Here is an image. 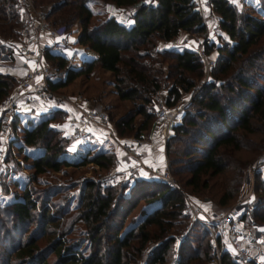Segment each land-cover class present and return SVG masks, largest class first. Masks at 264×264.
I'll return each instance as SVG.
<instances>
[{"label":"trees","instance_id":"trees-1","mask_svg":"<svg viewBox=\"0 0 264 264\" xmlns=\"http://www.w3.org/2000/svg\"><path fill=\"white\" fill-rule=\"evenodd\" d=\"M0 1L7 3V11L0 7V40L17 37L21 16L15 0ZM86 1H47L48 21L64 31L76 24L78 33L74 42L92 53L78 68L65 71L61 56L46 53L45 59L56 68V80L48 81V86L61 88L78 74H88L93 67L110 73L116 98L131 104L126 113L114 120L115 133L118 137L130 134L139 137L151 126L152 98L163 83L170 82L163 100L170 107L181 92L192 88L202 76V65L194 51L156 48L158 42H168L180 32L203 36L199 11L193 0H99L115 8L130 9L124 18L130 19L131 24L125 25L123 20L109 16L89 25L91 11ZM208 2L218 15V28L227 36L226 44L215 47L203 42L204 53L215 51L217 63L210 71L211 79L183 108L174 135L166 141L165 152L167 166H173L171 171L175 175L186 173L188 177L183 185L192 191L205 187V182H200L201 176H221L229 167L232 178L228 184H218L216 203L222 207L235 198L242 182L245 162L233 153L264 148V85H261L264 84V45H259L264 36V0H258L263 11L258 19L238 16L235 6L226 0ZM15 79L13 73L0 72V102ZM49 113L35 122L25 119L21 142L17 145L18 150L38 149L31 158L30 182L36 175L46 170L58 171L60 167L92 163L105 169L113 165L112 151L85 149L82 154L67 155L56 139L59 133L47 125L53 114L62 117L63 114L57 110ZM136 116L140 120L135 126ZM17 118L13 114L11 129L16 127ZM256 175H262L259 182L264 190V172ZM82 187L77 205L79 213L72 220L80 222L84 231L74 239H66L65 229L59 225L62 220L68 221L70 204L60 207L50 201L60 194L58 188L32 190L22 185L18 195L13 194L3 202L0 215L7 221L0 219V264H133L138 257L143 258L142 264L166 263L174 239L168 231L183 224L180 220L185 216L183 198L177 189L148 177L133 178L131 183L119 185L116 192L111 187L100 188L92 181H85ZM140 202L137 214L122 229L124 218ZM260 203L264 205V198ZM262 206L250 210L257 225H262L264 219ZM34 216L35 227L28 231ZM192 222L200 235L189 230L181 238L177 264H206L214 255L209 234ZM41 238H46V243L39 247L37 242ZM149 241L158 243L143 255L141 251ZM49 255L53 256L50 262ZM219 264H257V261L248 259L241 263L222 252Z\"/></svg>","mask_w":264,"mask_h":264},{"label":"rangeland","instance_id":"rangeland-1","mask_svg":"<svg viewBox=\"0 0 264 264\" xmlns=\"http://www.w3.org/2000/svg\"><path fill=\"white\" fill-rule=\"evenodd\" d=\"M34 1V2H33ZM49 0H32L33 6L36 10H49L50 4L47 3ZM51 1V0H50ZM236 0L233 1V3ZM237 3V2H236ZM88 9L91 11V18L89 20V25H95L102 19L115 16L119 17L122 21V17L131 11L130 9H121L115 8L110 4L103 3L99 0H87L85 2ZM0 7L3 8L4 11H7V3H3L0 1ZM235 9L237 11L238 16L248 15L252 18H260L263 14L261 6L258 3V0H240L238 4L235 5ZM214 16L209 19V22L213 28V30H220L218 28V15L216 13ZM48 19V17H47ZM22 21V19H21ZM6 22V21H4ZM49 22V21H48ZM0 23H2L0 21ZM21 23L19 25V28ZM53 26V25H52ZM55 27V26H54ZM18 28V30H19ZM223 34L215 35L214 37L218 41V45L226 44L227 36L224 34L222 30H220ZM70 39L73 41L72 48L74 52V66L78 68L83 60H88L92 57V53L90 51L85 50L83 47L78 46L75 41V36L78 33V26L74 24L71 29L65 31ZM223 35V36H221ZM194 38V43L197 41L196 39L200 36H194L186 33L185 39H189L190 37ZM179 41L183 40L182 38L178 39ZM178 41V42H179ZM206 41V40H204ZM17 42V37L13 36V38H8L5 40H0V72L11 73L9 68H13V66L19 61L17 58L12 56V45ZM193 43V44H194ZM207 43V42H206ZM157 45V44H156ZM259 45H264V36L261 38ZM178 49V48H176ZM170 50V49H169ZM208 54V53H207ZM215 55V54H213ZM17 61V62H16ZM48 63V61H47ZM51 65L50 63H48ZM18 65V64H16ZM53 66V65H51ZM16 77H19V72L15 73ZM60 78H64V73H61ZM211 79V78H210ZM112 76L110 73L103 71L97 67H93L90 72L86 75L78 74L75 76L70 82L61 88H57L56 93L62 94L67 97L80 96L86 100H93V107L101 108L106 114V119L108 121V125L113 127V122L119 116H122L126 113L130 108L131 104L128 101L118 100L115 96L114 89L112 86ZM200 78L196 80L193 87L190 88L186 92H181L179 99L181 101H185L189 95L193 94L194 90L197 89L199 85ZM163 83L160 87V90L155 94L156 97L152 98V107L154 113L155 102L157 98H160L161 101L164 100L166 87L169 85ZM264 85V84H261ZM13 87V85H12ZM11 87V89H12ZM10 89V90H11ZM10 92V91H9ZM31 105L28 103H23L16 110V114H18L17 125L14 129H11L8 134V140L0 143V146L4 150L5 158L0 168V205L7 201L13 194H19L20 188L22 185L27 186L32 190H42L47 187L50 188H58L60 194L58 193L54 197L50 199L51 202H56L58 206L63 207L65 203L70 204V209L68 212V221H61L59 223L61 228L65 229V233L67 234L66 239H74L83 233V225L80 222H73V218L79 213V209H77V205L79 203V199L81 196V191L83 189V183L85 181H92L97 184L100 188L111 187L116 192L119 189V185H123L124 183H131L132 177L128 176L125 173H122L116 170L115 162L113 165L108 168H99L92 163L85 164L83 166L78 167H60L58 171H50L46 170L44 173L36 175L32 182L29 181L30 177L33 175V170L31 166V158L37 152L38 149H32L29 147H22L21 150L17 149V145L21 142L22 129L25 127V119L32 120V122L37 121L39 118L43 116H49V111H41L40 114L35 113L34 111L29 112ZM167 107V106H166ZM45 108H43L44 110ZM38 112V111H36ZM53 119L48 122V128L54 130L59 133L58 143L63 147L67 155L73 156L77 154H82L85 149H102L109 153L112 151V147L110 143L105 141L96 142L95 140H91L85 144H77L74 142L69 136L66 135L64 129L61 126V123L64 121L62 116L52 115ZM140 118L136 116L134 118V125L136 126L139 122ZM112 130V129H111ZM114 127H113V130ZM116 134V133H115ZM133 134H130L129 138H131ZM134 137V136H133ZM139 138L145 141L146 137L140 134ZM167 139V140H166ZM169 138H163L162 148L165 149L166 141ZM253 141H256L255 136H251ZM175 144V143H173ZM177 145H175L176 147ZM173 147V146H172ZM249 148L245 150H239L233 153L234 157L245 162L244 167L242 168V182L238 188V192L235 198L230 201L225 206H218L216 203V196L219 195L218 184L224 183L228 184V181L232 178V171L229 167L225 170L223 175L216 177H207L201 176L200 182H205V187H200L197 191L190 190L189 187L183 185V181L187 179L188 175L186 173L182 174H173L171 169H174L173 166L169 168L166 167L168 173L175 179L176 181V189L179 191L183 198L184 209L182 213L185 214L184 218L180 221L183 224L179 226H172V228L168 231V235L172 236L173 242L170 246V249L166 255V263L165 264H175L176 259L179 257V253L177 252L178 243L176 239L178 237L181 238L186 234L192 232L200 235V230L194 226V223L190 220V208H198L208 213L205 208H208V205H211L215 209L224 210L229 207H232L236 203L245 202L247 203V207L249 210L253 211L254 206L263 204L258 202L264 198V190H262V185L259 182L261 176L257 177L256 173L249 175V167L251 163L264 151V148L251 150L253 152L248 151ZM116 159V157H115ZM168 164V161H167ZM125 167V166H124ZM174 167H178L175 165ZM261 173V172H259ZM263 173V172H262ZM113 175L115 182L112 183L107 175ZM141 177H145L141 175ZM147 177V176H146ZM257 179V181H256ZM142 203H138L124 218L122 229L129 223L132 217H134ZM251 207V208H250ZM264 207V205L262 206ZM33 222L28 227V231H31L35 227L36 216L33 217ZM0 219L2 221H7V218L0 215ZM248 223V222H247ZM262 225H257L254 218H251L248 224H253L256 226H264V219L260 222ZM190 230V231H189ZM188 231V232H187ZM12 236V235H11ZM207 239V238H206ZM209 239L211 242V237L209 235ZM39 247H42L46 243V238H41L38 240ZM158 241H149L143 247L141 253L145 255V253L151 249ZM195 245V243L193 244ZM212 247V246H211ZM220 246L218 245V248ZM213 252L214 249L212 248ZM53 256L49 255L47 261L50 262ZM143 258L138 257L137 260L133 264H142ZM248 259H239L241 263L245 262ZM179 262V258H178ZM257 264H264V260L257 262Z\"/></svg>","mask_w":264,"mask_h":264},{"label":"built area","instance_id":"built-area-1","mask_svg":"<svg viewBox=\"0 0 264 264\" xmlns=\"http://www.w3.org/2000/svg\"><path fill=\"white\" fill-rule=\"evenodd\" d=\"M226 1L232 4L234 0ZM193 2L199 11V25L205 30L207 22L213 16L211 6L208 0ZM15 8L22 21L17 42L12 45V56L19 60L22 74L16 77L12 89L0 102V143L8 140L12 116L23 103L38 105L49 111H60L64 119L62 126L64 132L77 144L90 142L97 132L102 135V139L110 136L111 128L106 114L103 109L93 107V100H86L80 96L67 97L56 93L57 89L48 86V81L56 80V68L47 63L46 53L63 58V71L75 68L73 41L70 36L61 27L52 26L47 19L48 11L36 10L32 0H15ZM115 18L121 20L119 17ZM206 38L204 35L203 40L196 43L193 49L202 65V76L197 89L185 101L178 98L170 107H166L164 102L157 98L154 107V122L157 125L168 124L173 119L178 120L183 108L197 94L200 87L210 80V71L215 67L217 59L204 53L202 44ZM178 41L176 38L168 41L169 48L186 46L185 40ZM155 97L156 95L153 98ZM143 142L139 137H131L120 143V150L128 157V164L121 172L132 178L147 176L167 188L176 189V181L168 173L167 164L157 167L143 162L141 155ZM4 158V150L0 146V168ZM257 172H264V151L251 163L248 174ZM107 176L112 183L115 182L113 175ZM246 207L247 203L239 202L214 214L194 207L189 209L190 220L201 225L211 237L214 255L206 264H219L222 252L237 259H253L257 262L264 260V226L248 224L251 216L250 210ZM176 242H180V237Z\"/></svg>","mask_w":264,"mask_h":264},{"label":"crops","instance_id":"crops-1","mask_svg":"<svg viewBox=\"0 0 264 264\" xmlns=\"http://www.w3.org/2000/svg\"><path fill=\"white\" fill-rule=\"evenodd\" d=\"M238 1H240V0H236L237 3L234 2V3H232V5L235 6L236 4H238ZM213 14H214V12H213ZM122 18H123L122 19L123 24H125V25L131 24L130 19H125L124 16ZM185 34H186L185 32H180L175 38L179 39V38L183 37V40L186 41V46L182 47V48L193 51L194 45L196 43L201 42L204 38V35L207 36L206 40H207L208 44H214L215 47L218 46V41L214 36L215 35L218 36L219 34H223V33L220 30H216V29L213 30L210 22L208 21L207 26L205 27V30L203 32V36H200L199 38H197L196 39L197 41H195V43H194V38L192 36L189 39H185ZM221 36H223V35H221ZM156 48L160 49V50H169L170 49L168 46V42H158L156 45ZM213 54H215V55H213ZM207 56L216 57V53H215V51H210V52H208ZM16 64H18V65H16ZM16 64L13 66V68H10V67H7V68H9L11 73H13L14 75L16 72H19V74L21 75L22 70L19 66V61ZM40 110L41 111H49L48 109L43 110V107H41V106L31 105L28 113H31L34 111V114L35 113L40 114L41 113ZM36 111H38V112H36ZM178 122H179V119L178 120L173 119V121L170 120V122L168 124L165 123L163 125H157L153 119L149 130L147 132H141L140 133L141 135L143 134L146 137L145 141L143 142V144L141 146L142 160L145 164H149V165H153V166H157V167H163L164 165L167 164L166 152H165V149L162 148V145L164 142L163 138H168V137L174 135L175 126L178 124ZM61 126H63V122L61 123ZM109 126H110V124H109ZM110 128L113 130L112 126ZM112 130H111L110 136H108L107 138L102 139L101 138L102 135H100L97 132L96 135L94 137H92V139L95 140L96 142L107 140L110 143V145L113 149L112 152L116 157V159H115L116 170L121 172L125 168L124 166H127V164H128V157H126L124 155V153L120 150L119 145H120V143L127 141L130 138L129 137H118L115 134V132ZM206 206H208V208H205L208 211V214H214V213H219V212L223 211V210H219V209L217 210L208 204Z\"/></svg>","mask_w":264,"mask_h":264}]
</instances>
